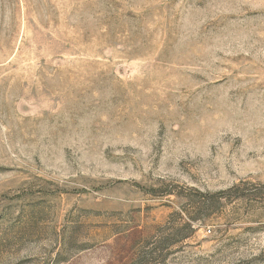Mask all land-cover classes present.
Returning <instances> with one entry per match:
<instances>
[{
	"label": "rangeland",
	"instance_id": "1",
	"mask_svg": "<svg viewBox=\"0 0 264 264\" xmlns=\"http://www.w3.org/2000/svg\"><path fill=\"white\" fill-rule=\"evenodd\" d=\"M0 264H264V0H0Z\"/></svg>",
	"mask_w": 264,
	"mask_h": 264
}]
</instances>
